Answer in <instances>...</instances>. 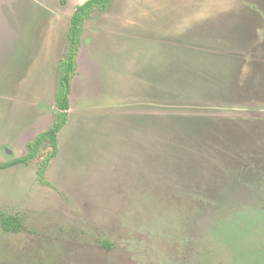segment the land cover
I'll return each mask as SVG.
<instances>
[{
	"label": "rangeland",
	"instance_id": "rangeland-1",
	"mask_svg": "<svg viewBox=\"0 0 264 264\" xmlns=\"http://www.w3.org/2000/svg\"><path fill=\"white\" fill-rule=\"evenodd\" d=\"M85 1L0 0V161L54 122ZM81 40L47 182L50 144L0 169V264H264V0H113Z\"/></svg>",
	"mask_w": 264,
	"mask_h": 264
},
{
	"label": "trees",
	"instance_id": "trees-1",
	"mask_svg": "<svg viewBox=\"0 0 264 264\" xmlns=\"http://www.w3.org/2000/svg\"><path fill=\"white\" fill-rule=\"evenodd\" d=\"M113 0H86L77 5L71 16V23L68 30L69 48L66 57L59 65L58 85L55 95L58 112L52 125L39 132L32 141L28 143V152L20 157L0 161V169H7L18 164H29L38 157L42 148L50 144V151L42 159L38 176L43 182L46 181V170L53 158L59 151L58 135L67 124L71 108L72 78L78 72V54L81 47V33L84 22L89 19L96 9H108ZM0 224L7 231L19 232L23 228L22 220L18 215L0 212ZM238 256L234 264H239ZM243 258V255L242 257Z\"/></svg>",
	"mask_w": 264,
	"mask_h": 264
},
{
	"label": "crops",
	"instance_id": "crops-1",
	"mask_svg": "<svg viewBox=\"0 0 264 264\" xmlns=\"http://www.w3.org/2000/svg\"><path fill=\"white\" fill-rule=\"evenodd\" d=\"M13 38H14V37L11 36L10 39H11V41L15 44V47H17V44H18L17 38H14V40H13ZM8 39H9V38H8Z\"/></svg>",
	"mask_w": 264,
	"mask_h": 264
},
{
	"label": "water",
	"instance_id": "water-1",
	"mask_svg": "<svg viewBox=\"0 0 264 264\" xmlns=\"http://www.w3.org/2000/svg\"><path fill=\"white\" fill-rule=\"evenodd\" d=\"M72 16V15H71ZM71 19V18H70Z\"/></svg>",
	"mask_w": 264,
	"mask_h": 264
}]
</instances>
